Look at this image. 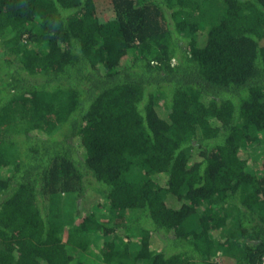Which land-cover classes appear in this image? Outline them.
Listing matches in <instances>:
<instances>
[{
  "label": "trees",
  "instance_id": "1",
  "mask_svg": "<svg viewBox=\"0 0 264 264\" xmlns=\"http://www.w3.org/2000/svg\"><path fill=\"white\" fill-rule=\"evenodd\" d=\"M104 1L0 0V264H83L62 193L107 263L264 264V0Z\"/></svg>",
  "mask_w": 264,
  "mask_h": 264
},
{
  "label": "rangeland",
  "instance_id": "2",
  "mask_svg": "<svg viewBox=\"0 0 264 264\" xmlns=\"http://www.w3.org/2000/svg\"><path fill=\"white\" fill-rule=\"evenodd\" d=\"M103 4L105 3L104 0H101ZM199 2L204 3L205 7L206 6H212V8H215L216 12L218 13L220 8V0H211L210 2H204L203 0H199ZM207 8V7H206ZM196 21H205V18L202 17L198 12L196 16ZM216 19V13L213 14V20ZM192 20H194L192 18ZM211 21L208 20V23L203 24L206 26H209ZM21 47H28L30 49H35V48H45L44 44H39L38 42L32 41L28 39V35H23L22 38L20 39L19 43H12V44H7L8 50L11 52L12 48H18L20 49ZM152 53L150 58L153 59L158 54L157 48L153 47ZM19 54V53H18ZM8 80L7 73L3 71V66L0 65V90L4 88L5 82ZM38 98V96H37ZM37 98L35 100H37ZM24 99L32 100V97H24ZM34 100V99H33ZM34 103V101H33ZM39 103V102H38ZM38 103L36 106H38ZM161 105L165 103V100L162 98L161 101H159ZM35 106V107H36ZM18 110L16 109L17 113ZM34 111L31 112L33 114ZM35 115V113H34ZM250 151L247 152V154H251ZM139 171V170H138ZM100 203L102 204L101 206H97L98 208H93V212L95 215V219L97 222H103L104 220H110L114 215L111 207L109 205H105L107 202L106 197L101 195ZM102 201V202H101ZM101 207V208H99ZM50 217L54 220V222L59 223L61 222L63 225L62 229V234L60 235L61 240L67 248L75 253L78 258H80L83 261V264H114V263H107L104 261L101 250L103 247V244L105 241H110L113 240L112 238H102V236L98 233H90L87 236H83L81 233H79L77 236L76 235H71L73 231H75L74 226L77 225V216L76 212L74 209V195L71 193H62L59 198H56L55 204L53 206V209L50 211ZM233 225H231L227 230H223L221 234L227 233L231 230ZM67 236L71 238V242L68 241ZM127 239H132V242H130V255L129 258H118L122 262H126L127 264H146L144 261H138L136 259L137 253L140 250V239L138 236L133 234V232H130L127 238H120L119 240H115L117 243V249L122 250L123 252L125 243L128 242ZM85 244V248L79 247V244ZM84 249V250H82ZM221 250L220 254H215V258L217 262H223L222 259L226 260L228 263H235L234 261H231V259L228 258L227 254L225 253V250L223 248H218ZM217 249V250H218ZM215 253V252H214ZM225 262V263H226Z\"/></svg>",
  "mask_w": 264,
  "mask_h": 264
}]
</instances>
